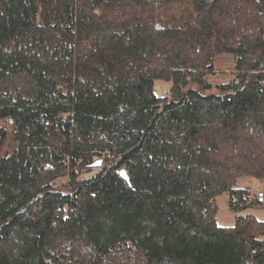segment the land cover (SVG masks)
<instances>
[{
  "label": "trees",
  "instance_id": "16d2710c",
  "mask_svg": "<svg viewBox=\"0 0 264 264\" xmlns=\"http://www.w3.org/2000/svg\"><path fill=\"white\" fill-rule=\"evenodd\" d=\"M146 61L172 82L158 100ZM248 178L264 182V0H0V264H264Z\"/></svg>",
  "mask_w": 264,
  "mask_h": 264
},
{
  "label": "rangeland",
  "instance_id": "374dc122",
  "mask_svg": "<svg viewBox=\"0 0 264 264\" xmlns=\"http://www.w3.org/2000/svg\"><path fill=\"white\" fill-rule=\"evenodd\" d=\"M233 63V58L231 56H222L219 57L216 61V65L218 68H226L229 67ZM146 66V67H145ZM139 73L143 75V77L146 78L145 85L141 89V97L145 101H153L158 100L159 98L163 97L166 93V91L170 90L172 86V82L167 79H155L158 77V74L152 69V65L150 63L142 62ZM166 77V76H163ZM232 76L227 73H219L216 76H209L208 79L212 81L213 83H221V82H227L230 80ZM242 186H248L252 189V191L262 196V199H264V182H261L256 179H245L241 181ZM195 195H192L191 198L188 201V210L193 214V217L198 223H203L201 219V210H200V204L198 203L199 196H196L197 200H194ZM217 204H218V213H217V222L219 227H233L236 225V215L231 212L228 208V201H227V195H221L217 198ZM247 214L254 215L259 221L264 222V206L255 207L252 209H249L246 211ZM120 252L119 255L116 254L117 259L114 260L119 261L120 260ZM122 260L127 263L129 261H133L134 255H132V252L122 253ZM111 260L113 264L115 261ZM121 262V261H120Z\"/></svg>",
  "mask_w": 264,
  "mask_h": 264
},
{
  "label": "water",
  "instance_id": "95a60500",
  "mask_svg": "<svg viewBox=\"0 0 264 264\" xmlns=\"http://www.w3.org/2000/svg\"><path fill=\"white\" fill-rule=\"evenodd\" d=\"M102 165H103V161H102V160H99V161H97L96 163H94L93 166L99 168V167H101ZM120 175H121V177H122L125 181H127L129 184L131 183V182H130V177H129L128 172H127L126 169H123V170L120 172ZM261 197H262V196H261Z\"/></svg>",
  "mask_w": 264,
  "mask_h": 264
},
{
  "label": "built area",
  "instance_id": "2783aa9c",
  "mask_svg": "<svg viewBox=\"0 0 264 264\" xmlns=\"http://www.w3.org/2000/svg\"><path fill=\"white\" fill-rule=\"evenodd\" d=\"M168 94V92H166Z\"/></svg>",
  "mask_w": 264,
  "mask_h": 264
}]
</instances>
